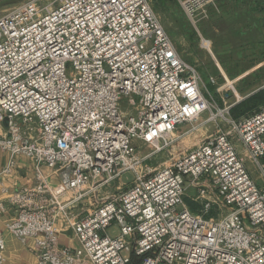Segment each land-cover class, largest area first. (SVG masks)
I'll use <instances>...</instances> for the list:
<instances>
[{
    "label": "built area",
    "instance_id": "built-area-1",
    "mask_svg": "<svg viewBox=\"0 0 264 264\" xmlns=\"http://www.w3.org/2000/svg\"><path fill=\"white\" fill-rule=\"evenodd\" d=\"M213 4L180 1L193 23ZM201 82L151 0L31 2L0 14V151L9 155L0 185L17 156L39 181L3 186L16 206L6 230L33 241L36 264H264V184L246 166L264 180V105L233 118ZM206 113L215 128L194 148L137 170L136 142L161 150ZM129 171L132 185L111 200L90 195ZM59 221L76 247L59 245ZM5 245L0 229V264Z\"/></svg>",
    "mask_w": 264,
    "mask_h": 264
},
{
    "label": "rangeland",
    "instance_id": "rangeland-1",
    "mask_svg": "<svg viewBox=\"0 0 264 264\" xmlns=\"http://www.w3.org/2000/svg\"><path fill=\"white\" fill-rule=\"evenodd\" d=\"M56 1L0 0V14L31 2L45 10ZM180 1L151 0V4L178 53L199 73L203 94L221 109L224 102L231 105L232 112L229 110V113L233 118L252 115L264 105V20L257 26L254 18L249 20L241 15L251 7L250 0H214L206 14L199 15L193 23L184 13ZM121 106L126 109L125 98ZM208 116L206 113L192 124L177 127L168 138V145L161 150L136 142V157L141 161L137 170L143 174L149 169L162 168L173 155L194 148L215 128L214 122L205 121ZM246 166L258 184H264L256 167L250 162ZM133 180L134 173L126 172L119 181L93 190L90 195L111 200L129 188ZM185 203L194 210L190 200L186 199ZM108 232L111 236L118 233L115 228Z\"/></svg>",
    "mask_w": 264,
    "mask_h": 264
},
{
    "label": "crops",
    "instance_id": "crops-1",
    "mask_svg": "<svg viewBox=\"0 0 264 264\" xmlns=\"http://www.w3.org/2000/svg\"><path fill=\"white\" fill-rule=\"evenodd\" d=\"M5 126V124L2 125L0 133H2L5 129ZM8 159L9 155L0 151V170L6 165ZM41 170L44 174L49 173V170L46 169V167H43ZM50 182L56 184L57 177H51ZM38 184L39 181L37 180L34 166L24 156H17L15 158L13 173L3 179V186L7 188L9 192H16L22 189H32ZM3 186L0 185V201H4L5 210L2 212L0 211V229L3 230L6 240L4 249V264H36V258L33 253V241L27 240L22 243L10 235V233L6 230V224L12 220L16 214V206L10 204L6 200L7 196H5L2 192ZM39 199L40 197H37V200ZM57 225L60 229V232L58 233L59 245L64 247H76L77 241L74 238L71 229L64 227L62 221H59Z\"/></svg>",
    "mask_w": 264,
    "mask_h": 264
},
{
    "label": "trees",
    "instance_id": "trees-1",
    "mask_svg": "<svg viewBox=\"0 0 264 264\" xmlns=\"http://www.w3.org/2000/svg\"><path fill=\"white\" fill-rule=\"evenodd\" d=\"M248 0H245L247 2ZM251 7L249 9H245L243 14H241L243 17L247 16L248 19L254 18L258 23L262 22L264 20V0H250ZM243 21V18L241 22ZM232 112V109L230 110Z\"/></svg>",
    "mask_w": 264,
    "mask_h": 264
}]
</instances>
